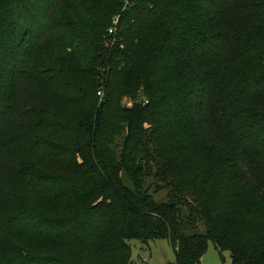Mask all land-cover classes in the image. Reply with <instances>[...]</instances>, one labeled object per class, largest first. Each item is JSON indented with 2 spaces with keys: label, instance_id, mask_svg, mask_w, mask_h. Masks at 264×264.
<instances>
[{
  "label": "trees",
  "instance_id": "1",
  "mask_svg": "<svg viewBox=\"0 0 264 264\" xmlns=\"http://www.w3.org/2000/svg\"><path fill=\"white\" fill-rule=\"evenodd\" d=\"M133 240L264 264V0H0V264Z\"/></svg>",
  "mask_w": 264,
  "mask_h": 264
},
{
  "label": "rangeland",
  "instance_id": "2",
  "mask_svg": "<svg viewBox=\"0 0 264 264\" xmlns=\"http://www.w3.org/2000/svg\"><path fill=\"white\" fill-rule=\"evenodd\" d=\"M128 105L131 106L132 104L128 103ZM128 244L133 252L130 264H175V254L170 242L167 240L150 242L149 244L133 240ZM224 258L225 260H222L220 252L213 242H210L209 250L203 257L201 264H232L229 252L224 254Z\"/></svg>",
  "mask_w": 264,
  "mask_h": 264
},
{
  "label": "built area",
  "instance_id": "3",
  "mask_svg": "<svg viewBox=\"0 0 264 264\" xmlns=\"http://www.w3.org/2000/svg\"><path fill=\"white\" fill-rule=\"evenodd\" d=\"M118 21H119V19H117L116 21H115V24L117 25L118 24ZM110 36H117V34H116V28H111L110 29ZM116 38V37H115ZM116 40V39H115ZM115 40L114 41H112L111 42V44H109L108 46H112L113 44H114V42H115ZM101 95V94H100Z\"/></svg>",
  "mask_w": 264,
  "mask_h": 264
}]
</instances>
